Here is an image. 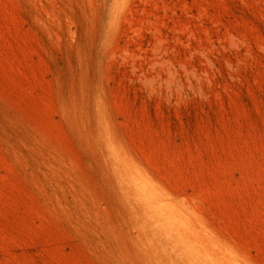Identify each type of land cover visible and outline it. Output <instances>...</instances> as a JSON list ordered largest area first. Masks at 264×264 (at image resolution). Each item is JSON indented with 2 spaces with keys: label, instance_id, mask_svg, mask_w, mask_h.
I'll list each match as a JSON object with an SVG mask.
<instances>
[{
  "label": "rangeland",
  "instance_id": "rangeland-1",
  "mask_svg": "<svg viewBox=\"0 0 264 264\" xmlns=\"http://www.w3.org/2000/svg\"><path fill=\"white\" fill-rule=\"evenodd\" d=\"M102 124L264 264V0H0V264H143Z\"/></svg>",
  "mask_w": 264,
  "mask_h": 264
},
{
  "label": "bare ground",
  "instance_id": "bare-ground-1",
  "mask_svg": "<svg viewBox=\"0 0 264 264\" xmlns=\"http://www.w3.org/2000/svg\"><path fill=\"white\" fill-rule=\"evenodd\" d=\"M104 138L115 156L132 203L136 243L143 264H251L221 242L188 206L165 192L109 136Z\"/></svg>",
  "mask_w": 264,
  "mask_h": 264
}]
</instances>
